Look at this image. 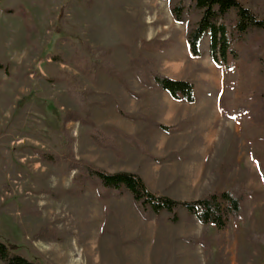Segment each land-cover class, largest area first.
I'll list each match as a JSON object with an SVG mask.
<instances>
[{"label": "rangeland", "instance_id": "1", "mask_svg": "<svg viewBox=\"0 0 264 264\" xmlns=\"http://www.w3.org/2000/svg\"><path fill=\"white\" fill-rule=\"evenodd\" d=\"M179 1L0 0V239L17 252L39 264H264V35L233 40L238 57H228L222 117L195 123L196 133L177 139L180 146L198 143L212 132L208 156L178 145L172 152L154 131L134 134L141 149L113 131L121 129L117 122L96 124L120 143L119 157L92 141L90 126L64 123L66 111L85 116L89 102L92 111L98 100H111L76 68L77 51L83 62L92 58L89 47L109 48L110 59L113 52L143 53L161 73L158 65L165 71L169 56L185 61L186 29L201 13L182 0L188 10L176 22L170 9ZM241 1L264 17V0ZM151 39L162 48L145 50L142 41ZM185 64L183 73L191 75L192 64ZM64 126L78 158L109 172L138 173L149 191L178 200L240 186L242 212L225 228L201 223L184 206L178 221L168 211L145 219L127 190L104 199L89 182H76L77 170L66 162L56 165L37 152L61 154Z\"/></svg>", "mask_w": 264, "mask_h": 264}, {"label": "trees", "instance_id": "2", "mask_svg": "<svg viewBox=\"0 0 264 264\" xmlns=\"http://www.w3.org/2000/svg\"><path fill=\"white\" fill-rule=\"evenodd\" d=\"M190 4L201 13V17L195 25L187 26L186 29V44L193 58H198L202 55L200 49L201 40L205 35H209L212 59L218 66L228 69L232 67V64L227 62L229 55L233 59L238 57L237 50L232 47L234 39L246 40L249 37L264 35V17H260L257 11L241 0H190ZM7 10L10 11V9ZM187 10L188 6L182 0L170 9L174 20L178 23L184 22ZM162 45L160 41L155 39L142 41L143 48L148 51L160 50ZM89 51L92 56L89 62L81 60L79 51L71 58L76 62L78 70L87 74L92 80H96L100 71H104L109 77L127 86L120 70L110 59L109 48L89 47ZM253 58V56H250L249 60ZM54 59L68 61L56 55ZM130 70L145 86L166 90L175 100L190 103L196 101L194 83L191 80L174 79L161 73L154 62L143 53L131 57ZM261 72L264 73V62ZM74 87L72 85V91ZM83 94V96L88 95L86 92H83ZM92 105L93 103H88L84 111L85 116H82L77 111H66L64 123L75 120L90 126L92 128L90 136L93 141L103 148L114 150L121 157L123 152L120 143L116 139L111 138L94 122L91 111ZM103 106H106V104H103ZM119 110L125 117L149 121L144 115H132L123 111L122 108ZM149 123L154 127L169 129L168 126L161 123L154 121H149ZM113 131L142 149V144L136 136L127 134L115 127ZM60 144L62 151L59 155H53L39 149H37V152L45 160L56 165L60 162H66L70 170H77L74 178L76 182L79 184L89 182L96 188L98 195L104 199L108 198L110 194L120 196L124 190H127L132 195L134 204L145 219L149 218L151 212L160 214L163 211H168L173 214L171 219L178 221L177 209L180 206H184L201 223L213 224L217 228H225L232 217L238 218L242 212L245 190L240 186H234L221 192L213 191L196 200H178L149 191L144 179L138 173L129 171L109 172L87 159L76 157L73 151L72 136L65 126L60 133ZM44 229L41 228L37 235L41 236ZM0 262L2 264H39L37 261L17 252L12 244L2 239H0Z\"/></svg>", "mask_w": 264, "mask_h": 264}, {"label": "crops", "instance_id": "3", "mask_svg": "<svg viewBox=\"0 0 264 264\" xmlns=\"http://www.w3.org/2000/svg\"><path fill=\"white\" fill-rule=\"evenodd\" d=\"M185 45L187 46L186 40ZM186 46V53L184 55L186 54L187 56H185V61H189L192 64L193 69L191 75L183 73L186 64L185 61L177 60V55L169 56L167 59L170 60L164 62V68L167 70L169 67L170 71H163L161 66L158 65V67H160L164 74L174 79L191 80L195 88V102L190 103L175 100L166 90L143 85L138 77L130 70L131 55L128 54V56H125L123 53L115 54L113 52L111 60L122 71L126 78L127 86L110 78L104 72L99 73L96 78L97 90L111 97V100L97 101V105L92 109L94 122L98 126H104L107 122L112 123L110 122L112 120L119 124L116 125L120 126L122 131L131 135H141L143 132L150 133L154 131L161 138H164V146L172 152H178V146L180 149H189L187 152L190 154L195 153L194 149L198 148L199 154L208 156L216 139L212 132L201 135L204 137V141L198 143L186 142V144L180 146L178 145L177 139L188 138L193 135L192 133H196V130L192 132V129L195 128V123L206 122L211 124L217 122L222 117L220 95L225 89L226 69L218 66L212 59L209 35H205L201 40L200 49L202 55L198 58L191 57ZM213 92H217V96L219 95V102L216 96L213 97ZM103 104H106V106H103ZM120 108L132 115H144L149 121L164 124L169 129L151 126L149 121L146 120H134L125 117L120 113ZM180 123H184V126L179 130L177 128H179ZM180 132L181 134L179 136ZM192 137L195 138L196 136ZM202 137L198 136V138ZM203 164L204 160H201L199 171H203Z\"/></svg>", "mask_w": 264, "mask_h": 264}]
</instances>
